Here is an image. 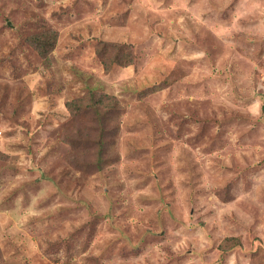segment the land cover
Here are the masks:
<instances>
[{"label":"rangeland","instance_id":"374dc122","mask_svg":"<svg viewBox=\"0 0 264 264\" xmlns=\"http://www.w3.org/2000/svg\"><path fill=\"white\" fill-rule=\"evenodd\" d=\"M0 264H264V0H0Z\"/></svg>","mask_w":264,"mask_h":264},{"label":"trees","instance_id":"16d2710c","mask_svg":"<svg viewBox=\"0 0 264 264\" xmlns=\"http://www.w3.org/2000/svg\"><path fill=\"white\" fill-rule=\"evenodd\" d=\"M54 39H55V35L51 34L48 31H45V33H41V34H37L33 37L32 39V43L34 45V49H36L38 51L39 56L41 57H45L46 54L53 48L54 46ZM106 44V43H104ZM113 46V45H110ZM114 46L118 49L123 48L125 45L122 44H114ZM104 51L105 47H104ZM99 55H100V51H99ZM102 55V53H101ZM115 58H111L109 59L110 61L107 60V62H104L105 60H103V63L105 64V66L107 67V64H111L115 63ZM117 60V59H116ZM119 62V61H117ZM107 63V64H106ZM131 60H129L128 58H126L123 62H121V64H118L121 67H126L128 65H130ZM237 245V244H234ZM229 248L223 249V251L225 250V252L228 250Z\"/></svg>","mask_w":264,"mask_h":264}]
</instances>
